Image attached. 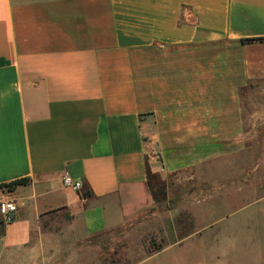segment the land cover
Masks as SVG:
<instances>
[{
    "label": "crops",
    "instance_id": "crops-1",
    "mask_svg": "<svg viewBox=\"0 0 264 264\" xmlns=\"http://www.w3.org/2000/svg\"><path fill=\"white\" fill-rule=\"evenodd\" d=\"M254 37L264 0H0V183L30 178L0 190L17 205L0 264H46L115 227L151 198L158 161L172 172L237 151L242 91L264 82ZM187 239L135 264L190 255Z\"/></svg>",
    "mask_w": 264,
    "mask_h": 264
},
{
    "label": "rangeland",
    "instance_id": "rangeland-1",
    "mask_svg": "<svg viewBox=\"0 0 264 264\" xmlns=\"http://www.w3.org/2000/svg\"><path fill=\"white\" fill-rule=\"evenodd\" d=\"M242 104L237 151L172 172L158 161L151 172L164 184V196L154 200L143 193L140 208L118 225L80 232L46 264H135L184 237L181 244L192 257L174 248L167 264H264V82L244 88ZM64 218H50L55 231L63 233Z\"/></svg>",
    "mask_w": 264,
    "mask_h": 264
},
{
    "label": "trees",
    "instance_id": "trees-1",
    "mask_svg": "<svg viewBox=\"0 0 264 264\" xmlns=\"http://www.w3.org/2000/svg\"><path fill=\"white\" fill-rule=\"evenodd\" d=\"M251 40H264V37H254V38H244L243 39V41H251ZM156 178H157V175L155 173L151 172V168H148L147 172H146V184H147L148 189H149L154 200L160 199L159 198L160 194H162L163 196L165 194L164 193V184L160 181H156ZM29 182H30L29 177L16 178V179H13L11 181L0 183V190L11 191L17 185L28 184ZM158 188H159V190H158ZM156 189H157V191H156ZM90 194H91V191L88 188H85L82 191V196H89ZM5 223L6 222L2 219V217H0V227L3 228Z\"/></svg>",
    "mask_w": 264,
    "mask_h": 264
},
{
    "label": "built area",
    "instance_id": "built-area-1",
    "mask_svg": "<svg viewBox=\"0 0 264 264\" xmlns=\"http://www.w3.org/2000/svg\"><path fill=\"white\" fill-rule=\"evenodd\" d=\"M62 183L65 187L71 188L73 190H78L81 187V182L73 180L68 175H63ZM17 210L16 202L13 198L9 196H4L0 198V217L7 223L11 221Z\"/></svg>",
    "mask_w": 264,
    "mask_h": 264
}]
</instances>
